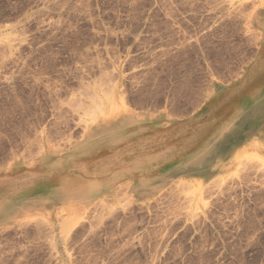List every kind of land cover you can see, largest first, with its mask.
<instances>
[{"label":"rangeland","instance_id":"374dc122","mask_svg":"<svg viewBox=\"0 0 264 264\" xmlns=\"http://www.w3.org/2000/svg\"><path fill=\"white\" fill-rule=\"evenodd\" d=\"M263 1L0 0V264H264V135L139 182V112L244 65Z\"/></svg>","mask_w":264,"mask_h":264},{"label":"crops","instance_id":"0c3cea01","mask_svg":"<svg viewBox=\"0 0 264 264\" xmlns=\"http://www.w3.org/2000/svg\"><path fill=\"white\" fill-rule=\"evenodd\" d=\"M259 24L254 20L252 27L259 29L261 39L244 65L236 62L235 68L219 75L207 74L194 90V101L184 94L182 100L156 111L139 112V182L158 186L173 171L198 165L205 156L225 155L263 137L264 27ZM69 159L57 162V177L64 174L60 172ZM68 185H58L57 193L78 192L81 187Z\"/></svg>","mask_w":264,"mask_h":264},{"label":"bare ground","instance_id":"6f19581e","mask_svg":"<svg viewBox=\"0 0 264 264\" xmlns=\"http://www.w3.org/2000/svg\"><path fill=\"white\" fill-rule=\"evenodd\" d=\"M2 192V191H1Z\"/></svg>","mask_w":264,"mask_h":264}]
</instances>
